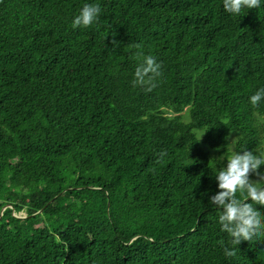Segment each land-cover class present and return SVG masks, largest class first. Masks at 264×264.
Masks as SVG:
<instances>
[{
  "label": "trees",
  "instance_id": "1",
  "mask_svg": "<svg viewBox=\"0 0 264 264\" xmlns=\"http://www.w3.org/2000/svg\"><path fill=\"white\" fill-rule=\"evenodd\" d=\"M85 2L99 21L73 29ZM139 54L162 64L151 91ZM259 87L264 7L0 0V264H264V236L224 256L208 202L232 137L263 149Z\"/></svg>",
  "mask_w": 264,
  "mask_h": 264
},
{
  "label": "clouds",
  "instance_id": "2",
  "mask_svg": "<svg viewBox=\"0 0 264 264\" xmlns=\"http://www.w3.org/2000/svg\"><path fill=\"white\" fill-rule=\"evenodd\" d=\"M262 7L264 0H222L224 12L233 17H242L249 10ZM101 14L100 4L85 2L73 17L72 27L88 28L99 21ZM137 60L132 84L151 91L162 76V64L152 55L139 54ZM249 103L253 107L264 104V87L255 90L249 97ZM166 154L160 153L161 157ZM225 159L226 164L222 163ZM214 160L217 191L209 197L208 202L220 212V230L231 237L223 247L224 256L231 258L236 255V248L241 242H251L264 236V210L258 207L264 206V149L240 148ZM253 174L255 180L252 179ZM237 193L243 198H239Z\"/></svg>",
  "mask_w": 264,
  "mask_h": 264
},
{
  "label": "rangeland",
  "instance_id": "3",
  "mask_svg": "<svg viewBox=\"0 0 264 264\" xmlns=\"http://www.w3.org/2000/svg\"><path fill=\"white\" fill-rule=\"evenodd\" d=\"M188 119H189V116H188L187 112L185 111L184 112V120H188ZM258 123H259L261 137H262V141H263V149H264V116H260L259 117ZM195 131L197 132V134L199 136H201V134L203 133V130H195ZM229 149H230L231 152L234 151V137L231 138ZM20 214L21 215H25L26 213L25 212H21Z\"/></svg>",
  "mask_w": 264,
  "mask_h": 264
},
{
  "label": "water",
  "instance_id": "4",
  "mask_svg": "<svg viewBox=\"0 0 264 264\" xmlns=\"http://www.w3.org/2000/svg\"><path fill=\"white\" fill-rule=\"evenodd\" d=\"M7 208H11V209H13L12 205L7 204V205H5V206L3 207L2 211H1V214H2L3 211H4L5 209H7ZM42 211H43V209L39 210L37 213L42 212ZM13 214H14L15 216L22 217V218L27 216L26 214H25V215H21V214H17V213H15V212H14V209H13Z\"/></svg>",
  "mask_w": 264,
  "mask_h": 264
}]
</instances>
